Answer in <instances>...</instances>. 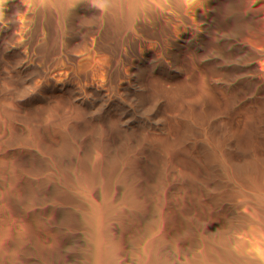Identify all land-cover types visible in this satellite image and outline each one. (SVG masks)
<instances>
[{"label": "trees", "instance_id": "1", "mask_svg": "<svg viewBox=\"0 0 264 264\" xmlns=\"http://www.w3.org/2000/svg\"><path fill=\"white\" fill-rule=\"evenodd\" d=\"M0 264H264V0H0Z\"/></svg>", "mask_w": 264, "mask_h": 264}, {"label": "built area", "instance_id": "2", "mask_svg": "<svg viewBox=\"0 0 264 264\" xmlns=\"http://www.w3.org/2000/svg\"><path fill=\"white\" fill-rule=\"evenodd\" d=\"M23 117L22 115L18 114V113H13L11 115V120H12V123L17 127V128H20V129H23L24 127V124H25V120L23 122ZM20 124H23L22 126H20Z\"/></svg>", "mask_w": 264, "mask_h": 264}, {"label": "rangeland", "instance_id": "3", "mask_svg": "<svg viewBox=\"0 0 264 264\" xmlns=\"http://www.w3.org/2000/svg\"><path fill=\"white\" fill-rule=\"evenodd\" d=\"M22 117H23V116H22ZM23 118H24V117H23ZM24 120H25V123H26V119H25V118L23 119V122H24ZM22 125H23V124H20V126H22ZM24 125H25V124H24Z\"/></svg>", "mask_w": 264, "mask_h": 264}]
</instances>
